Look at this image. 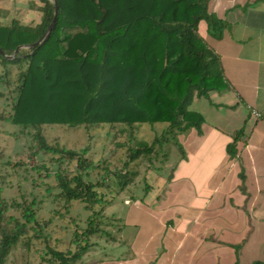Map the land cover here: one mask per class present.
<instances>
[{
    "label": "trees",
    "instance_id": "1",
    "mask_svg": "<svg viewBox=\"0 0 264 264\" xmlns=\"http://www.w3.org/2000/svg\"><path fill=\"white\" fill-rule=\"evenodd\" d=\"M38 1L32 3L41 14L36 26L7 23L9 11L0 6V49L5 55L37 43L47 32L56 6L53 0ZM57 1L56 26L43 45L22 49L14 60L0 55V67L19 70L13 104L0 111V124L30 134V158L48 157L30 166L21 160L4 163L0 156V190L24 171L34 185L44 179L46 197L65 211L55 210L56 216H68L74 203L81 202L90 212L89 222L80 228L78 218L73 219L72 248L62 251L51 245L53 220L39 217L43 199L33 194L28 199L22 188V202L0 197V264H8L19 248L29 252L41 245L47 264H81L96 245L93 237L110 236L100 219L135 183L141 158L152 163L159 153L156 147L179 146L178 135L200 130L204 118L190 110L194 96L210 100L212 91L225 88L220 59L200 35L205 22L211 37L223 36L225 22L209 10L214 0ZM11 73L0 74V81L4 84ZM4 98L7 94L0 91V100ZM144 124L163 125L164 131L151 145L129 146L128 161L115 171L96 163L90 147L70 149L43 134L45 126L91 130L124 125L133 130Z\"/></svg>",
    "mask_w": 264,
    "mask_h": 264
},
{
    "label": "crops",
    "instance_id": "2",
    "mask_svg": "<svg viewBox=\"0 0 264 264\" xmlns=\"http://www.w3.org/2000/svg\"><path fill=\"white\" fill-rule=\"evenodd\" d=\"M209 10L226 24L220 39L203 37L225 88L194 96L202 128L158 149L165 160L141 170L139 194L112 206L117 229L81 264L264 262V122L251 116L264 113V0H214Z\"/></svg>",
    "mask_w": 264,
    "mask_h": 264
},
{
    "label": "rangeland",
    "instance_id": "3",
    "mask_svg": "<svg viewBox=\"0 0 264 264\" xmlns=\"http://www.w3.org/2000/svg\"><path fill=\"white\" fill-rule=\"evenodd\" d=\"M33 2L39 4L38 0H5L0 3L2 8L9 11V15L4 21L7 23L16 21L25 26L38 25L41 20V14L38 10L32 9ZM207 28V24L203 22L200 27V35L210 41L211 36ZM9 69H11V75L6 79L4 84L0 81V91L7 94V98L0 100V111L3 109H11L15 96L12 91L15 89L14 83L19 70L15 67H10L6 70L0 67V74H5ZM7 82L11 83V88L8 87ZM163 128L164 127L160 125L152 126L149 124L136 126L133 130L128 129V127L124 125H117L115 127L105 125L102 128H94L91 130H87L85 127L69 128L64 126H45L43 128V134L51 143H60L70 149L80 150L90 147L89 156L92 157L96 163L103 162L104 165L109 166L112 171H115L117 167H122V165L128 161L130 155L128 151L129 146L141 142L151 145L155 138L162 134L164 131ZM30 144V134H21L19 128L11 124H0V156L2 162H19L21 160L30 166H34L36 163L43 160L48 161V157L42 154L36 158H30ZM123 144L126 146L123 147ZM173 146L175 145L170 144L168 147L164 148L163 152H165V150L170 151ZM158 149L159 148L156 147L155 153H159L152 163L146 158H141L138 169L140 174L135 183L139 179L141 180V170L146 169L145 167L150 164L160 166L165 160L163 156L164 153H160ZM52 169L55 171L57 168L52 167ZM24 176H26V174L22 171L19 175L15 174L11 177V182H8V184L4 186V189L0 190V197L8 201L18 200L22 202V193L20 190V188H22V190L27 193L28 199H32L30 196L32 194L38 196L39 199H43L45 203L43 204V209L39 213V217L43 222L53 220L49 228V233L52 235L51 245L57 247L59 250L68 251L72 248L71 241L76 228L73 219L78 218L80 228H86L89 222L90 212L85 208L83 203L75 202L70 214L60 219L54 213L55 210H59L62 213L65 211L53 201V198L46 197L47 186L43 183L44 179H38L37 184L34 185L31 180H26ZM35 178H38L37 174H35ZM46 182L51 183L52 180ZM134 186L135 184L120 193L112 206L117 208L121 204V199L124 196H134L135 193L138 195L139 193ZM112 206L107 209L104 217L100 219L102 224L100 227L106 231L117 229L116 226H118V220L113 219L111 216V214H113L111 211L113 208ZM12 212L13 211H11V213ZM104 236L97 235L93 237L92 241L96 243L94 246L95 252L99 253L101 247L104 246ZM43 251H45V245L35 247L29 252L24 248H19L12 254L8 264H47L43 259L45 256Z\"/></svg>",
    "mask_w": 264,
    "mask_h": 264
},
{
    "label": "water",
    "instance_id": "4",
    "mask_svg": "<svg viewBox=\"0 0 264 264\" xmlns=\"http://www.w3.org/2000/svg\"><path fill=\"white\" fill-rule=\"evenodd\" d=\"M53 1L55 3V6H56L55 13H54V18H53V21L50 24L47 32L45 33V35L35 44L22 46V47L17 48V50L12 55H5L4 52L0 49V55L4 56L7 60H14L15 58H17L19 52L22 49H24V50L35 49L38 46L43 45L48 40L49 36L51 35L52 31L54 30V28L56 26L57 15H58V11H59L58 1L57 0H53Z\"/></svg>",
    "mask_w": 264,
    "mask_h": 264
},
{
    "label": "built area",
    "instance_id": "5",
    "mask_svg": "<svg viewBox=\"0 0 264 264\" xmlns=\"http://www.w3.org/2000/svg\"><path fill=\"white\" fill-rule=\"evenodd\" d=\"M251 116L252 118H254L257 121H263L264 122V113L256 110V109H252L251 110Z\"/></svg>",
    "mask_w": 264,
    "mask_h": 264
}]
</instances>
